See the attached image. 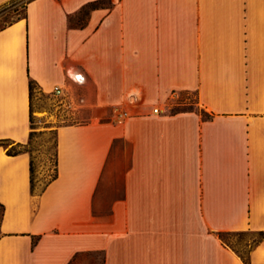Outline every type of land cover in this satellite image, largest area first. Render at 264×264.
Listing matches in <instances>:
<instances>
[{
	"label": "crops",
	"instance_id": "0c3cea01",
	"mask_svg": "<svg viewBox=\"0 0 264 264\" xmlns=\"http://www.w3.org/2000/svg\"><path fill=\"white\" fill-rule=\"evenodd\" d=\"M93 1L31 0L0 30V264H245L219 233L259 235L264 264V0H111L72 26ZM30 80L83 121L54 127L39 194L7 154L40 114ZM182 92L200 111L169 112Z\"/></svg>",
	"mask_w": 264,
	"mask_h": 264
},
{
	"label": "rangeland",
	"instance_id": "374dc122",
	"mask_svg": "<svg viewBox=\"0 0 264 264\" xmlns=\"http://www.w3.org/2000/svg\"><path fill=\"white\" fill-rule=\"evenodd\" d=\"M28 0H14L7 5L0 7V29L5 28L18 18L24 15V6ZM107 4L105 3L104 6ZM83 18L79 15L73 20ZM34 99V111L38 110L40 114L34 113L32 115V135L28 143L22 148H16V151H28L32 157L33 165V179L35 192H39L42 187L54 175L55 171V135L54 127L59 124H75L81 123L82 117H66L53 122V118L49 114L54 112V107L57 101L53 97L41 95L37 88L32 93ZM178 102L170 108V113L186 112L193 108H200L195 106V97L191 92H182L179 94ZM64 120V121H63ZM1 212V210H0ZM224 240L231 246L236 248L239 252L246 254L247 251L260 240V236L256 234H241L233 236H224Z\"/></svg>",
	"mask_w": 264,
	"mask_h": 264
},
{
	"label": "trees",
	"instance_id": "16d2710c",
	"mask_svg": "<svg viewBox=\"0 0 264 264\" xmlns=\"http://www.w3.org/2000/svg\"><path fill=\"white\" fill-rule=\"evenodd\" d=\"M13 1L14 0H12L11 2L13 3ZM29 1H31V0H28L27 2H29ZM105 3L107 4L106 6H104ZM112 6H113V3H112L111 0H97V1L89 2V3L85 4L79 10L78 14L75 17V18H77L79 15H83L84 16V19L83 18H78V19H76V22L73 23V20L75 18H70V23H71L72 26L77 25V26H80L81 27V26L84 25L85 20H86V17L88 16L89 12H91L92 10H95V9H111ZM3 29L4 28H2L0 30H3ZM35 89H36V83L34 81L30 80L29 81V91H30V94H32ZM175 113H178V112H174L172 114H175ZM200 114H201V116H202V118L204 120H209L211 118V116L208 115L207 113H205L204 111H201ZM31 124H32V121H31ZM31 135H32V133L30 134V136ZM0 146H3V145L0 144ZM16 148H22V147L20 145L13 146V147H11L10 149L7 150V154L8 155H16V154H18L20 152H28V151H25V150L16 151ZM55 157H56V155H55ZM31 175H32V178H31V192H32V194H37V193L39 194V193H41L44 190V188L47 185V183L51 182L52 180L56 179V177H57L56 159H55V171H54V175L49 179V181L37 193L35 192V186H34L33 165H32V168H31ZM0 210H1V212H0V222H1V219H2V216H3V212H4V208H3L2 205H0ZM218 236H219V238L221 240H223L224 242H226L224 240V236H225L224 234L219 233ZM236 252L241 257V259L243 260V262L245 264H248V259L245 256V254H243V253H241V252H239L237 250H236Z\"/></svg>",
	"mask_w": 264,
	"mask_h": 264
},
{
	"label": "built area",
	"instance_id": "2783aa9c",
	"mask_svg": "<svg viewBox=\"0 0 264 264\" xmlns=\"http://www.w3.org/2000/svg\"><path fill=\"white\" fill-rule=\"evenodd\" d=\"M76 79H77V80H81L82 78H81L79 75H77V76H76ZM60 93H61V91H60V89H58V88H55V89L53 90V94H54L55 96H59ZM154 111H156V110H154ZM120 116H121V115H120ZM120 116H119V117H120Z\"/></svg>",
	"mask_w": 264,
	"mask_h": 264
}]
</instances>
